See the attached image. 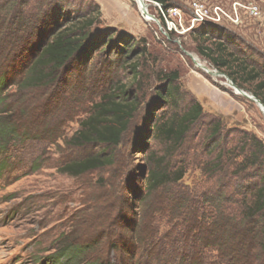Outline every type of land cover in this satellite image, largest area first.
<instances>
[{"label": "rangeland", "instance_id": "obj_1", "mask_svg": "<svg viewBox=\"0 0 264 264\" xmlns=\"http://www.w3.org/2000/svg\"><path fill=\"white\" fill-rule=\"evenodd\" d=\"M190 1L170 3L169 8L181 9L184 25L189 21ZM198 1L225 10L234 2L258 6L259 19L242 15L240 25L220 28L231 36L228 48L248 51L264 72V0ZM146 4L147 15L157 23L142 16L133 0L63 1L68 19L77 12L93 19L97 42L88 47L83 81L78 75L68 82L43 112L38 108L30 111L27 106L22 109L26 116L34 114L37 122L27 117L30 126L17 132L19 140H15L4 164L6 170L0 175V264H56L53 255L62 238L81 244L94 241V256L100 254L108 264H190L196 255L190 240H185L181 222L162 212L148 215L135 201L133 192L146 175L147 152L162 158L171 170L185 169L179 185L202 205V195L215 193L224 185L230 189L236 186L234 163L241 158H234L248 135L264 144V115L258 107L235 94L224 78L206 74L193 61L192 57H197L208 69L218 71L199 52L201 48L212 49L213 40L203 42L193 33L195 28L183 35L178 34L183 31L167 32L158 7L151 0ZM22 9L26 14L29 7ZM52 14L47 13L45 19ZM109 34L111 41L106 47L104 39ZM172 74L178 76L175 84L180 87L178 108L183 111L199 103L203 109L202 118L178 147L154 142L150 130L161 114L157 94L164 83L160 81ZM260 82H264V75L243 84L242 90L252 94ZM104 93L112 94L116 101H130L134 110L121 144L111 150L112 166L77 179L60 174L57 167L64 139L78 129L90 102ZM47 98L36 94L28 101L39 105ZM216 120H222V131L211 142L208 132ZM219 151L226 154L221 172L214 175L210 164ZM248 173L261 175L252 169ZM249 182L248 178L241 180ZM160 194L163 204L179 197L175 190ZM196 250L201 264L215 261L210 249Z\"/></svg>", "mask_w": 264, "mask_h": 264}, {"label": "trees", "instance_id": "obj_2", "mask_svg": "<svg viewBox=\"0 0 264 264\" xmlns=\"http://www.w3.org/2000/svg\"><path fill=\"white\" fill-rule=\"evenodd\" d=\"M63 1L0 0V175L6 170L4 164L9 160L15 140H19L17 132L30 126L27 117L33 118V123L37 122L34 114L26 116L22 109L27 106L30 111L38 108L43 112L68 82L78 75V80L84 79L88 47L97 42L92 32L95 23L83 12L74 13L68 19L64 15L68 13H64ZM151 1L167 10L176 0ZM26 5L29 9L24 14L22 7ZM37 5L39 8L35 9ZM51 11L52 16L45 19ZM193 33L202 37L203 42L213 40V48H201L200 54L238 88L243 89V84L264 75L261 65L250 59L248 51L228 48L231 36L225 29L200 25ZM111 36L104 39L106 47ZM20 41L22 45L17 47ZM177 80L178 76L172 74L163 76L160 81L165 84L158 87L157 94L161 114L150 127L154 142L164 146H180L203 116L199 103H193L183 111L178 108L180 87L175 84ZM10 89L14 91L9 93ZM263 91L264 82H260L251 93L264 105ZM36 94L49 99L39 105L31 104L28 99ZM132 105L126 99L116 101L115 96L105 93L99 95L97 101H91L78 129L63 141V157L57 171L77 179L111 167V150L121 144L127 132L134 112ZM169 112L171 114L167 116ZM213 122L208 132L211 142L219 137L223 125L222 120ZM239 150L234 158H241L238 164L234 163L236 186L230 189L224 185L215 193L202 195V205L196 196L192 198V194L188 195L179 185L186 174L185 169L171 170L162 158H153V153L147 152L146 175L133 192L135 201L148 215L162 212L181 222L185 240H190L196 255L190 264H201L199 253L195 251L198 247L214 252L212 264H264V144L248 135ZM225 154V151H219L211 161L214 175L221 172ZM250 169L261 175L248 173ZM245 178L252 182L241 183ZM166 190L179 192V197L164 205L160 193ZM60 242L53 255L56 264H108L100 254L94 256V241L81 244L62 238Z\"/></svg>", "mask_w": 264, "mask_h": 264}, {"label": "built area", "instance_id": "obj_3", "mask_svg": "<svg viewBox=\"0 0 264 264\" xmlns=\"http://www.w3.org/2000/svg\"><path fill=\"white\" fill-rule=\"evenodd\" d=\"M158 7L161 17L164 20L165 29L167 32L183 31L178 33L183 35L200 25H213L221 27L224 24L238 26L241 24L242 15L247 18L259 19L260 11L258 6L251 2H234L229 10L219 5L209 6L207 3L192 0L188 3L189 21L187 25L183 24V16L181 9L172 7L163 10L162 7L155 3Z\"/></svg>", "mask_w": 264, "mask_h": 264}, {"label": "water", "instance_id": "obj_4", "mask_svg": "<svg viewBox=\"0 0 264 264\" xmlns=\"http://www.w3.org/2000/svg\"><path fill=\"white\" fill-rule=\"evenodd\" d=\"M139 1H140L139 4H140L141 12L144 14H147V10L145 9L146 0H139ZM214 74L217 77L224 78L225 81L227 82V85L233 90L235 94L247 98L254 105H256L258 109L260 110V112L264 115V105L256 97L238 88L236 85H234V83L226 75L220 73L219 71L214 70Z\"/></svg>", "mask_w": 264, "mask_h": 264}, {"label": "bare ground", "instance_id": "obj_5", "mask_svg": "<svg viewBox=\"0 0 264 264\" xmlns=\"http://www.w3.org/2000/svg\"><path fill=\"white\" fill-rule=\"evenodd\" d=\"M136 4H137V6H138V8H139V10H140V13H142L141 12V8H140V1L139 0H133ZM147 7H148V5L147 4H145V9L147 10ZM142 16H144L146 19H149V20H152V21H154V22H156L157 23V20L156 19H154L153 17H149L147 14H144V13H142ZM193 58V61H194V63L197 65V66H199L200 67V69L201 70H203V72H205L206 74H209V75H211V76H213L214 78H219V77H217L215 74H214V71L213 70H210V69H208L201 61H200V59H198L197 57H192ZM228 87V86H227Z\"/></svg>", "mask_w": 264, "mask_h": 264}]
</instances>
